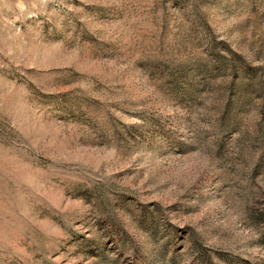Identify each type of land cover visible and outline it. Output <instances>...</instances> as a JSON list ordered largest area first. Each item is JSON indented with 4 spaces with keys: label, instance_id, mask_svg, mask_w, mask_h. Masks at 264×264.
Returning a JSON list of instances; mask_svg holds the SVG:
<instances>
[{
    "label": "rangeland",
    "instance_id": "1",
    "mask_svg": "<svg viewBox=\"0 0 264 264\" xmlns=\"http://www.w3.org/2000/svg\"><path fill=\"white\" fill-rule=\"evenodd\" d=\"M0 264H264V0H0Z\"/></svg>",
    "mask_w": 264,
    "mask_h": 264
}]
</instances>
